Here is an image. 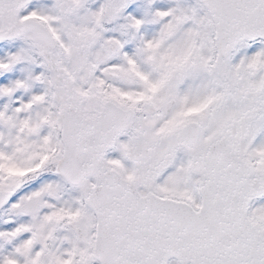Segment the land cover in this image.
Instances as JSON below:
<instances>
[{"label":"snow or ice","instance_id":"1","mask_svg":"<svg viewBox=\"0 0 264 264\" xmlns=\"http://www.w3.org/2000/svg\"><path fill=\"white\" fill-rule=\"evenodd\" d=\"M0 264H264V0H0Z\"/></svg>","mask_w":264,"mask_h":264},{"label":"water","instance_id":"2","mask_svg":"<svg viewBox=\"0 0 264 264\" xmlns=\"http://www.w3.org/2000/svg\"><path fill=\"white\" fill-rule=\"evenodd\" d=\"M170 259V258H169Z\"/></svg>","mask_w":264,"mask_h":264}]
</instances>
